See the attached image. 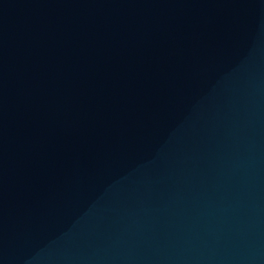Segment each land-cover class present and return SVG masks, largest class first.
<instances>
[{
    "label": "water",
    "instance_id": "obj_1",
    "mask_svg": "<svg viewBox=\"0 0 264 264\" xmlns=\"http://www.w3.org/2000/svg\"><path fill=\"white\" fill-rule=\"evenodd\" d=\"M0 264H264V0H0Z\"/></svg>",
    "mask_w": 264,
    "mask_h": 264
}]
</instances>
